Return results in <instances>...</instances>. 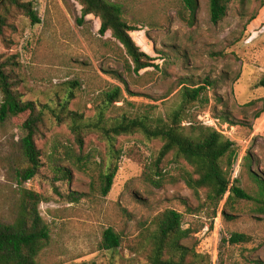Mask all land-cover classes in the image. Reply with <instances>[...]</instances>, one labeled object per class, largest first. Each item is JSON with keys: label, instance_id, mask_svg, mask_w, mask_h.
<instances>
[{"label": "rangeland", "instance_id": "374dc122", "mask_svg": "<svg viewBox=\"0 0 264 264\" xmlns=\"http://www.w3.org/2000/svg\"><path fill=\"white\" fill-rule=\"evenodd\" d=\"M27 1L40 23L31 25L28 18L16 15L0 37V56H15L18 62L17 90L23 101L54 106L69 83H76L68 109L92 117L100 95L118 86L123 90L115 103L119 112L147 110L165 118L181 105L179 83H201L202 98L188 107L182 126L203 125L199 117L206 121L208 116L207 123L214 126H203L216 129L236 149L230 183L237 180L248 195H258L257 181L264 182V88L256 86L264 78V0H231L217 24L210 22L208 1L197 0L191 25L180 0H107L121 6L127 23L143 30L149 47L142 48L158 65L139 76L127 73L124 49L98 35L95 19L78 24L80 8L74 0ZM205 81L210 85L204 86ZM115 112L111 109L108 115ZM220 116L234 125L221 123ZM24 118L0 122V222L17 220L21 189L40 196L39 212L49 240L36 257L38 264H145L143 235L152 220L169 209L182 215L184 229L195 232L183 245L210 264H264V214L257 212L259 206L235 199L225 205L226 194L212 219L210 209H200L204 191L197 198L183 181L186 164L168 157L156 176L152 167L161 144L140 134L117 138L118 171L103 197L97 186L99 163L107 152L104 142L95 132L86 135L82 154L90 163L80 168L68 123L58 125L46 113L36 139L42 166L35 178L19 185L16 173L27 166L20 150ZM71 193L84 197L71 203ZM109 228L120 238L115 251L101 247ZM234 233L249 240L230 244Z\"/></svg>", "mask_w": 264, "mask_h": 264}, {"label": "trees", "instance_id": "16d2710c", "mask_svg": "<svg viewBox=\"0 0 264 264\" xmlns=\"http://www.w3.org/2000/svg\"><path fill=\"white\" fill-rule=\"evenodd\" d=\"M74 1L80 8V19L77 21L79 25L87 18L95 19L98 35L109 37L124 49L129 60L126 63L127 73L139 76L144 70L158 69L155 59L142 48L148 50L149 47L142 38L143 30L124 20L120 5L107 0ZM207 1L210 22L217 24L225 17L231 0ZM180 2L188 13V22L191 25L197 10V0ZM33 8L32 2L27 0H0V37L16 15L25 16L31 25L39 24L40 20ZM254 19L255 16H252L250 20ZM17 67L15 56L5 59L0 56V122L25 116L19 128L22 133L20 150L27 166L16 173L19 185L35 178L42 166L36 139L45 127V116L49 113L56 124L68 123L73 145L77 147V154L74 152L73 157L80 168L85 169L90 163L89 157L82 154L84 139L89 132L97 133L106 145L105 160L99 163L101 170L97 186L98 193L103 197L110 192L118 171L120 153L115 149L117 138L140 134L146 140H156L161 144L152 167L156 176H160L159 164L168 157L186 164L189 170L184 171L183 181L197 198L199 191H204V201L200 209H210L212 219L216 217L218 206L226 194L228 197L225 205L233 199L251 201L259 206L257 212L264 214L263 181H257L259 193L256 197L239 188L236 185L237 180L234 184L230 183L231 169L236 160L234 143L212 127L190 122L189 126H182L187 120L188 107L202 98L205 87L201 83H179L181 105L165 118L154 117L147 110L143 114L119 112L122 109L115 107V103L122 99L123 90L118 86L102 93L93 105V116L84 117L83 114L68 109V104L73 99L70 90L76 83H69V90L54 106L23 101L17 90L21 83L15 72ZM114 76L125 85V80L119 74L115 73ZM204 84L210 85L208 81ZM256 86L264 88V78ZM127 93L133 96L128 90ZM111 109L117 112L108 115ZM219 119L221 123L234 125L229 123L227 117L220 116ZM63 173L66 176V172ZM83 197V194L71 193L68 199L69 202L76 203ZM21 201L17 220L13 224L0 222V264H38L36 257L48 243V226L39 212L40 196L30 190L21 189ZM222 214L226 216L225 213ZM194 233L190 228H183L180 213L170 209L161 212L152 220L143 235L145 264H210L205 257L183 245L182 242ZM248 240L245 235L234 233L228 242L240 244ZM119 246L120 238L112 229L105 230L102 249L115 251Z\"/></svg>", "mask_w": 264, "mask_h": 264}, {"label": "built area", "instance_id": "2783aa9c", "mask_svg": "<svg viewBox=\"0 0 264 264\" xmlns=\"http://www.w3.org/2000/svg\"><path fill=\"white\" fill-rule=\"evenodd\" d=\"M206 116H207V115H206ZM204 118H205L206 121H203V118H202V117H199V119H200V121H202L203 125H205V126L210 125V126H211V124L214 123V122H212L211 124L207 123V122L209 121L208 116H207V117H204ZM213 126H214V124H213Z\"/></svg>", "mask_w": 264, "mask_h": 264}]
</instances>
